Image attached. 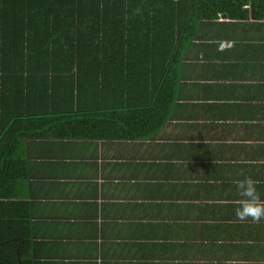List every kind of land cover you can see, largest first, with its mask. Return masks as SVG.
Listing matches in <instances>:
<instances>
[{
	"label": "crops",
	"instance_id": "1",
	"mask_svg": "<svg viewBox=\"0 0 264 264\" xmlns=\"http://www.w3.org/2000/svg\"><path fill=\"white\" fill-rule=\"evenodd\" d=\"M262 9L197 23L155 132L39 142L32 264H264V220L235 215V181L264 199Z\"/></svg>",
	"mask_w": 264,
	"mask_h": 264
},
{
	"label": "trees",
	"instance_id": "2",
	"mask_svg": "<svg viewBox=\"0 0 264 264\" xmlns=\"http://www.w3.org/2000/svg\"><path fill=\"white\" fill-rule=\"evenodd\" d=\"M250 1L264 5L0 0V264L33 263L28 171L42 139H131L160 129L180 49L197 23L233 18Z\"/></svg>",
	"mask_w": 264,
	"mask_h": 264
},
{
	"label": "clouds",
	"instance_id": "3",
	"mask_svg": "<svg viewBox=\"0 0 264 264\" xmlns=\"http://www.w3.org/2000/svg\"><path fill=\"white\" fill-rule=\"evenodd\" d=\"M235 184L240 196L235 210L236 218L242 222L251 220L259 223L264 220V199L257 190L256 181L251 177H245L235 181Z\"/></svg>",
	"mask_w": 264,
	"mask_h": 264
}]
</instances>
